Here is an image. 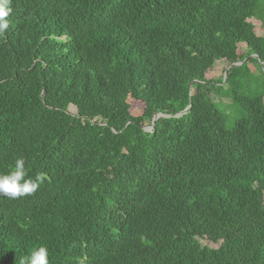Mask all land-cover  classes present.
<instances>
[{
	"label": "trees",
	"instance_id": "16d2710c",
	"mask_svg": "<svg viewBox=\"0 0 264 264\" xmlns=\"http://www.w3.org/2000/svg\"><path fill=\"white\" fill-rule=\"evenodd\" d=\"M9 7L0 173L23 157L45 178L0 196V264L40 246L48 264H264V0Z\"/></svg>",
	"mask_w": 264,
	"mask_h": 264
},
{
	"label": "clouds",
	"instance_id": "9594fccd",
	"mask_svg": "<svg viewBox=\"0 0 264 264\" xmlns=\"http://www.w3.org/2000/svg\"><path fill=\"white\" fill-rule=\"evenodd\" d=\"M9 4L10 0H0V35L9 26V21L6 19L11 11ZM44 178V174H37L34 179L28 177L25 169V159L18 157L8 173H0V196L17 199L30 195L37 190ZM20 264H48L47 247L34 248L29 255L20 258Z\"/></svg>",
	"mask_w": 264,
	"mask_h": 264
},
{
	"label": "rangeland",
	"instance_id": "374dc122",
	"mask_svg": "<svg viewBox=\"0 0 264 264\" xmlns=\"http://www.w3.org/2000/svg\"><path fill=\"white\" fill-rule=\"evenodd\" d=\"M250 23L252 25L255 26L256 28V34L258 36L262 35L264 33V29L260 26V22L252 19L250 21ZM238 54L242 57H246L248 55V50L246 48L245 45H240L238 47ZM250 69L252 72H255V66L254 64L249 65ZM227 67L225 64H221V63H216L211 69H209L206 73V79L207 80H218L221 77H223V75L225 74ZM128 103L130 104V113L132 116L134 117H138L140 115H142L143 111H144V105L141 102L138 101H134V100H128ZM263 105H264V100H263ZM145 127H149L148 125H146ZM203 245H207L209 247L212 248H216L217 246L212 245L206 241H203Z\"/></svg>",
	"mask_w": 264,
	"mask_h": 264
},
{
	"label": "water",
	"instance_id": "95a60500",
	"mask_svg": "<svg viewBox=\"0 0 264 264\" xmlns=\"http://www.w3.org/2000/svg\"><path fill=\"white\" fill-rule=\"evenodd\" d=\"M250 58H251V59H252V58H257V59H258V57L255 56V55H254V56H251ZM247 61H248V59H246V60H244V61H242V62L235 63V64H232V65L228 66L227 69H226V71H225V74H224V82H223V84H225V82H226V80H227V77H228V75H229V71H230L231 68H233V67H237V66H241V65H243V64H244L245 62H247ZM190 108H191V106H190L187 110H185V111L180 112L179 114H177L175 117L178 118V117H181V116L185 115V114L188 112V110H189ZM163 117H169V118H170V116H165V115L159 113V114H157V115L153 118L152 124H151L149 127H145L144 129H145L146 131H148V132H151V131L154 129V127H155L156 121H158L160 118H163Z\"/></svg>",
	"mask_w": 264,
	"mask_h": 264
}]
</instances>
